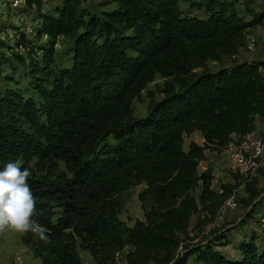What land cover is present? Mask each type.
<instances>
[{
    "label": "trees",
    "instance_id": "1",
    "mask_svg": "<svg viewBox=\"0 0 264 264\" xmlns=\"http://www.w3.org/2000/svg\"><path fill=\"white\" fill-rule=\"evenodd\" d=\"M23 1L35 8L40 42L16 35L24 56L15 62L28 80L21 88L11 78L15 86L0 90V166L22 159L32 171L35 218L51 236L44 243L21 233L32 256L84 264L82 251L91 264H116L128 247L126 264H264L253 230L231 256L222 250L226 227L197 241L188 234L233 194L232 185L213 189L211 169L198 172L205 152L221 153L264 119V61L237 59L264 12L247 9L250 0H101L110 7L97 11L81 0H59L51 11L43 0ZM60 37L71 45L69 66L56 63ZM156 76L162 97L135 117L133 101ZM194 132L202 144L185 145ZM259 178L264 164L244 179L242 225L264 196ZM136 187L142 219L128 225L120 211Z\"/></svg>",
    "mask_w": 264,
    "mask_h": 264
},
{
    "label": "rangeland",
    "instance_id": "2",
    "mask_svg": "<svg viewBox=\"0 0 264 264\" xmlns=\"http://www.w3.org/2000/svg\"><path fill=\"white\" fill-rule=\"evenodd\" d=\"M58 3L59 0H43L42 11H51ZM81 4L92 11L110 7L109 5H103L101 0H81ZM180 5L183 8L187 7L185 1H180ZM237 8L246 14V10L241 4H238ZM246 8L253 9L255 12H264V0H250L247 2ZM246 17L248 16L246 15ZM37 24L38 18L34 7L26 5L23 0L18 2V5H13V0H0V90L6 85L15 86L10 80L11 78L16 80L21 88L27 85L28 77L25 74L24 67L19 66L15 62V54H22L24 56L23 51L18 50L15 46V41L17 39V34H23L34 43L40 42V40H37L34 36ZM248 35L254 40L253 47L248 50L247 45H244L237 59L248 60L249 53L252 52H257L259 56L264 58V22L256 27L248 29L246 31V36ZM70 46L68 40L63 37L58 38L55 47V58L58 65H70ZM223 63H229V60L225 59ZM216 66V64L209 62V67L211 69ZM162 84L163 79L156 76L151 83L145 86L140 96L136 98L132 104V113L135 117H143L146 114L150 101H157L162 97ZM263 131L264 130L261 129L259 132L262 136H264ZM199 136L201 137L198 133L195 136L193 135V138L198 140ZM189 141H192V139H186L185 145L188 144ZM223 152L224 151H222L221 154L217 153L218 157L215 158L219 164L224 165L222 171L225 174L222 175V177H219L217 171L214 170V163H205L204 166H199L198 172L206 168H210L214 171L212 187L216 191H219L222 185L234 186L231 199L238 202L239 207L225 213H220L218 210L211 221L206 222L202 228L197 230V236L196 232L193 230H190L188 234L193 238V241H197L201 236L212 230L226 227L229 240L228 244L223 246L222 249L227 255L231 256L233 253H236V239L252 232L251 230L260 234L262 238L260 243L264 244V196H261L260 203L255 209L252 217L248 218L245 224L242 225L245 212L247 211L240 201L246 197L245 181L244 178H240L237 174L231 172L227 158ZM261 164H264L263 155L261 157ZM259 184L260 186H264V180L260 179ZM140 188L141 187H136L124 196L120 218L128 225H131L135 219H142V210L137 197ZM195 221L196 217L194 216L191 219V227L194 225ZM20 236L21 232L14 231L10 228H5L0 231V264H41L39 259L34 258L29 249L21 242ZM80 256L84 264H91V258L86 252L80 251ZM118 264H126V262H120ZM187 264H192V261L189 260Z\"/></svg>",
    "mask_w": 264,
    "mask_h": 264
},
{
    "label": "clouds",
    "instance_id": "3",
    "mask_svg": "<svg viewBox=\"0 0 264 264\" xmlns=\"http://www.w3.org/2000/svg\"><path fill=\"white\" fill-rule=\"evenodd\" d=\"M23 163L14 159L0 166V230L31 233L39 241L50 243V233L35 218L39 210L28 183L32 171L22 167Z\"/></svg>",
    "mask_w": 264,
    "mask_h": 264
},
{
    "label": "built area",
    "instance_id": "4",
    "mask_svg": "<svg viewBox=\"0 0 264 264\" xmlns=\"http://www.w3.org/2000/svg\"><path fill=\"white\" fill-rule=\"evenodd\" d=\"M21 0H13V5H18ZM254 40L245 35V45L248 50L253 47ZM264 139L254 136L252 132L233 136L227 144L224 154L228 161V166L232 173L237 174L240 178H248L255 174L256 169L261 165L260 154ZM239 207L238 202L228 198L219 208L220 213L229 212ZM127 248L118 251L115 256L116 264L126 262Z\"/></svg>",
    "mask_w": 264,
    "mask_h": 264
},
{
    "label": "crops",
    "instance_id": "5",
    "mask_svg": "<svg viewBox=\"0 0 264 264\" xmlns=\"http://www.w3.org/2000/svg\"><path fill=\"white\" fill-rule=\"evenodd\" d=\"M254 60H262V61H264V58L261 57V56H259V54H258L257 52L249 53V58H248L247 61H254ZM261 72H262L263 75H264V67L261 69ZM260 122H262V123H260ZM261 124H262V125H261ZM261 129L264 130V119H261V120H260V119H256V121H255V126H254V130L252 131V134H253L254 136H257V137H259V138H263V139H264V136H262V135L259 134V132L261 131ZM263 133H264V131H263ZM197 134H198V132H194L193 134H191L190 136H188L186 139H188V140H191V139H192V141L196 142L197 144H202V137L199 136V137H198V140H196V139L193 138V135L195 136V135H197ZM220 154H221V153H220ZM262 155L264 156V145L262 146V149H261L260 160H261ZM217 157H218L217 153L206 151V152H205V158H204L202 161H200L198 167L201 166V165L204 166L205 163H214V164H215L214 170L217 171L219 177H222V175L225 174V173L222 171L223 168H224V165H221V164H219V163L216 161L215 158H217ZM211 167H212V166H211ZM209 169H210V168H209ZM219 169H220V170H219ZM203 170H204V169H203ZM211 171H212V175H213V177H214V171H213V170H211ZM260 179H262V178H259V183H260ZM259 185H260V184H259ZM222 250H223V249H222ZM233 254H234V253H233Z\"/></svg>",
    "mask_w": 264,
    "mask_h": 264
}]
</instances>
